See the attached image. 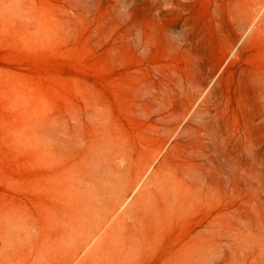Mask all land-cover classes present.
Returning a JSON list of instances; mask_svg holds the SVG:
<instances>
[{"label": "rangeland", "instance_id": "rangeland-1", "mask_svg": "<svg viewBox=\"0 0 264 264\" xmlns=\"http://www.w3.org/2000/svg\"><path fill=\"white\" fill-rule=\"evenodd\" d=\"M0 264H264V0H0Z\"/></svg>", "mask_w": 264, "mask_h": 264}, {"label": "bare ground", "instance_id": "bare-ground-1", "mask_svg": "<svg viewBox=\"0 0 264 264\" xmlns=\"http://www.w3.org/2000/svg\"><path fill=\"white\" fill-rule=\"evenodd\" d=\"M48 127H49V126H48ZM53 128H57V127H53ZM53 128H52V129H53ZM54 130H58V129H54ZM46 133H47V129H46ZM49 133H50V131H49ZM52 133H53V132H52ZM56 134H57V133H56ZM46 136H51V135L47 133ZM46 138H47V137H46ZM50 138H51V137H50ZM50 138H47V139L49 140ZM55 138H56V137H55ZM55 138H54V139H55ZM51 139H52V138H51ZM54 139H53V140H54ZM48 140H47V141H48ZM53 140H52V141H53ZM56 140H57V139H56ZM56 140H55V142H56ZM57 141H58V140H57ZM49 143H50V142H49ZM62 143H63V142H62ZM62 143H60V144H62ZM50 144H51V143H50ZM55 147H56V146H55ZM157 170H158V169H157ZM110 171H111V170L109 169V174L113 175V177H111V175L108 174V170H107L106 173H107L111 178H110L108 175H106V176H108L109 179H111V180H109L106 176H105V177H102L103 175H105V173H101V179L103 180V182H102V180L100 181V183H102V185L100 184V186L102 187V189L100 188V186H99V188L102 190V192H104V190H105V187H104V186H110L111 188H113L114 186L116 187L115 184L118 182V181L116 182V178H115V176H114L115 173L112 174L113 171H111L112 173H111ZM96 176H97V175H96ZM135 176H136V175H135ZM135 176H134V177H135ZM137 176H138V175H137ZM137 176H136V177H137ZM91 177L93 178V180H94V179L96 180L95 176H94V177L91 176ZM134 177H133V179H134ZM89 178H90V177H89ZM92 178H91V179H92ZM104 178H105V179H104ZM135 179H136V180H134V181L131 183L130 186L136 185V183H137L138 181H137V178H135ZM82 180H83V179H82ZM95 180H94V181H95ZM99 180H100V179L97 178L96 182H98ZM135 181H136V182H135ZM164 182H166V181H165V175L160 174V172H159V173L156 172V173L152 174V177H151L150 179H148V180L145 182V184H144V186H143V189H146V188L148 187L149 184H150V185H153V186H155L156 184H159V185L162 184V185H160L161 188H162ZM98 183H99V182H98ZM87 184H89V185L91 186L92 183L90 184V183L88 182ZM106 184H108V185H106ZM129 184H130V182H129ZM89 185H88V186H89ZM96 185H98V184H95V186L93 185V188L96 187ZM86 186H87V185H86ZM82 187H83V188H82ZM82 187H81V188L84 189V185H83ZM91 187H92V186H91ZM115 187H114V188H115ZM86 188H88V187H86ZM148 188H150V187H148ZM148 188H147V189H148ZM96 189H98V187H97ZM96 189L94 188L95 191H96ZM100 189H99V190H100ZM81 193H82V192H81ZM86 193H87V192H86ZM94 193H96V192H94ZM97 194H98V193H97ZM164 194H165V193H164ZM171 194H172V193H171ZM171 194H170V195H171ZM87 195H88V194H87ZM93 195H95V194H93ZM102 196H103V193H102ZM171 196H172V195H171ZM97 197H98V195H97ZM100 197H101V196H99L98 198H100ZM84 198H85V197H84ZM164 198H165V195H164ZM171 198H172V197H171ZM106 199H107V198H106ZM165 199H166V198H165ZM87 200H88V199H87ZM90 200H91V198H90ZM90 200H88V202H89ZM92 200H93V199H92ZM163 200H164V199H163ZM122 201H123V200H122ZM122 201H121V198H117V195H114L113 198H112V200H111V204H110V206L113 208V211H111V212H109V213H112V212L116 211V210L118 209L119 205H121L120 203H121ZM167 201H168V200H167ZM91 202H92V201H91ZM99 202H100V201H99ZM106 202H109V201H106ZM100 203H101V202H100ZM100 203H99V204H100ZM102 203H103V202H102ZM90 205H91V203H90ZM95 205L97 206L98 204H95ZM92 206H93V205H92ZM108 206H109V205H108ZM98 207H99V206H98ZM95 208H96V207H95ZM100 208H101V207H100ZM107 209H109V207H107ZM109 210H111V209H109ZM109 210H108V211H109ZM151 210H152V209H151ZM151 210H150V211H151ZM154 210H155V209H154ZM146 212H147V211H146ZM154 212H155V211H154ZM154 212H153V213H154ZM100 213H101V212H100ZM150 213H152V211H151ZM150 213H149V214H150ZM156 213H157V212H156ZM107 214H108V213H106V215H107ZM99 215H103V214H99ZM97 216H98V215H97ZM97 216H96V217H97ZM101 217H103V216H101ZM106 217H107V216H106ZM153 217H156V216H153ZM90 219H91V218H90ZM102 219H103V218H102ZM111 219H112V217H111ZM99 220H101V219H99ZM96 221H97V220H96ZM113 221H114V219H113ZM104 222H105V221H104ZM102 223H103V222H102ZM107 223H108V222H107ZM110 223H111V222H110ZM110 223H109V224H110ZM93 224H94V222H93ZM98 225H99V224H98ZM112 225H113V224H112ZM114 225H115V224H114ZM95 226H97V225H95ZM95 226H94V228H95ZM99 227H100V225H99ZM108 228H109V226H108ZM112 228H113V227H112ZM112 228H111V229H112ZM96 229H97V228H96ZM99 229L101 230V229H102V226H101ZM109 229H110V228H109ZM113 229H114V228H113ZM97 231H98V229H97ZM102 232H104V231H102ZM95 233H96V232H95ZM99 233H100V232H99ZM105 233H106V232H105ZM106 235H107V234H106ZM101 236H102V235H101ZM86 237H87V236H86ZM89 237H90V236H89ZM89 237H88V238H89ZM88 238H87V239H88ZM94 238H95V237H94ZM83 240H84V239H83ZM88 240H89V239H88ZM86 242H87V241H86ZM86 242H85V243H86ZM86 244H87V243H86Z\"/></svg>", "mask_w": 264, "mask_h": 264}]
</instances>
